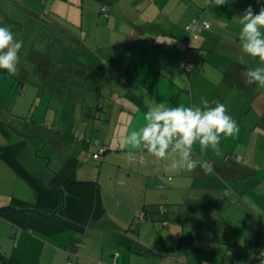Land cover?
Listing matches in <instances>:
<instances>
[{"label": "crops", "instance_id": "0c3cea01", "mask_svg": "<svg viewBox=\"0 0 264 264\" xmlns=\"http://www.w3.org/2000/svg\"><path fill=\"white\" fill-rule=\"evenodd\" d=\"M64 1H70L72 6L81 2L82 8L87 2ZM100 5V13L93 24L89 23L90 27L83 18L75 22L80 35L71 26L68 28L74 46L88 45L76 64L66 57L55 58L54 54L60 53L56 49L73 48L72 42L61 36L59 31L65 28L54 11L40 12L48 30H41L45 46L32 58L36 65L32 71L36 77L44 72L42 85L52 76L45 72H50L54 63H64L63 71L80 75L77 83L83 85L84 77L91 88L103 87L99 93L108 88L107 93L114 97L116 105L109 106L105 120L93 126L98 132L89 136L88 142L93 140L95 144L91 146L93 154L98 145L107 148L104 156L110 149L118 152L128 173L141 178L138 190L142 194L116 204L112 198L104 197L102 184L96 180L106 213L109 205H114L115 215L123 213L128 224L145 207L154 212L156 218L151 220L162 221L161 234L166 239L164 249L153 251L166 254L172 261L167 264H264V88L245 82L247 68L260 66L261 62L259 57L245 55L239 41L240 15L249 6L258 12L259 0H223L220 4L216 0H108L107 9ZM25 9L32 12L28 6ZM195 17L209 21L211 27L191 40L186 26ZM85 32L86 46L79 41L85 40ZM185 57L192 64V71L183 66ZM2 71L6 70H0V81ZM54 78L65 81L59 71ZM27 82L35 85L33 80L23 83ZM40 93L45 92L40 89ZM1 95L0 92V98ZM202 98L225 104L239 126L238 133L222 140L219 157L211 148L202 151L199 144L193 146V158L212 161V172L199 166L191 171L171 169V157L159 159L126 144L128 134L147 123L145 113L154 101H162L166 107H202ZM3 112L5 107L0 109V118ZM7 115L15 117L12 110ZM10 138L0 137V147ZM78 138L84 141L86 134H79ZM12 171L0 159V174L7 173L12 178ZM33 196L28 199L36 201ZM6 203H0V207ZM161 203L165 205L159 207ZM64 232L31 233L0 216V235L12 241L11 252L0 253L22 264H74L73 257L83 258L84 241L77 232L75 238Z\"/></svg>", "mask_w": 264, "mask_h": 264}, {"label": "rangeland", "instance_id": "374dc122", "mask_svg": "<svg viewBox=\"0 0 264 264\" xmlns=\"http://www.w3.org/2000/svg\"><path fill=\"white\" fill-rule=\"evenodd\" d=\"M85 1L87 2L82 8L81 2L78 6H72L70 1L65 2L64 0H0V25H4L13 31L16 40L23 41L15 74H8L7 71L1 72L3 77L0 81L2 94L0 109L4 110L5 107L1 119L15 127V130L11 131L9 143L25 140L19 153V159L43 183L49 184L54 171L59 169L68 158L77 156V178L86 177L100 181L105 198H112V202L116 204L117 202L125 203L130 198L142 194L138 190L141 178L135 173H128L129 171L126 170L128 167L116 154L118 152L111 149L102 161L94 159L91 148L94 142L93 140L88 142L92 134L98 132V129H94L93 126L97 125L96 123L100 122L101 119L105 120L108 116L109 106L116 105L114 97L107 93L108 88H105L104 93H99L101 90L103 92V87L98 90L91 88L90 82L84 77L81 79L84 82L83 85L77 83L78 72L63 71L64 63L62 66H59V62L54 63L53 65L56 67L53 66L50 72H45V75H52L46 80V84L41 85L40 83L44 82V79H41L44 72H39L36 77L32 71L35 65L32 58L37 55V52L39 54V50L45 46V44L42 45L43 33L48 30L46 21L40 17V12L54 11L58 21L66 29L59 31L61 36H67V41L72 42L73 48L67 49L61 46L60 49H56L55 52L60 53L54 54L55 58L66 57L68 62L74 64L77 63L78 58L82 59L83 53L86 52L85 49H88L86 32L85 40H79L87 45L84 44L86 48L84 46L79 47V44L74 46L73 44L76 43L68 28L71 26L80 35L79 28L74 27L77 24L75 22L82 21L83 18L87 26L89 23L93 24V20L97 18L101 7L100 3L95 0ZM26 6L32 12L26 10ZM35 11L38 12L39 16L35 15ZM39 22H43L42 25L46 27L41 26ZM15 27L18 29L14 30ZM66 52L67 55L64 56ZM58 71L60 76L65 77V81L54 78ZM26 79L28 81L33 80L35 85L29 82L24 84ZM40 89L45 93L39 94ZM10 110L13 111L15 117L7 115ZM79 134H86V139L84 141L79 139ZM0 137H3L1 133ZM128 154L131 158V153ZM119 164L123 165L119 166ZM10 173H12V178L7 173L0 174V203L7 202L6 204H9L12 196H22L19 198L35 202L28 199L30 195H36L35 189L14 171ZM115 194H117L116 199H114ZM116 210V207L110 204L109 213L104 216L105 220L91 221L85 234H78L79 239L84 241L83 258L78 257L76 259L73 257L74 264H101L102 262L107 264L172 263L166 254L153 251V249L160 250L165 247V234H161V230L164 229L162 221H152L150 218L148 222L147 220L142 222L137 214V219L135 218L134 221L132 220L133 222L129 221L127 224L123 213L115 215ZM110 216L115 217V219ZM117 228L118 231H116ZM104 232L105 234H103ZM64 233H72L73 238L76 237L74 230H68ZM11 242L9 238L0 235V251L11 252ZM119 255L121 256L117 261ZM88 257H92V259ZM80 259H82V263ZM0 264L4 263L0 260Z\"/></svg>", "mask_w": 264, "mask_h": 264}, {"label": "clouds", "instance_id": "9594fccd", "mask_svg": "<svg viewBox=\"0 0 264 264\" xmlns=\"http://www.w3.org/2000/svg\"><path fill=\"white\" fill-rule=\"evenodd\" d=\"M222 2L223 0H216L218 4ZM240 23L242 28L239 41L242 52L247 56L259 57L261 62L260 66L247 68L244 73L245 82L264 88V9L255 12L249 6L240 15ZM22 48L23 41L16 40L13 31L0 25V70L15 74ZM201 105L202 107H166L162 101H154L145 113L147 123L138 131H131L126 144L159 159L171 157V169L191 171L199 166L212 172V161L193 158V146L199 144L202 151L211 148L219 157L222 155V140L238 133L239 126L225 104L218 101L210 103L202 98Z\"/></svg>", "mask_w": 264, "mask_h": 264}, {"label": "trees", "instance_id": "16d2710c", "mask_svg": "<svg viewBox=\"0 0 264 264\" xmlns=\"http://www.w3.org/2000/svg\"><path fill=\"white\" fill-rule=\"evenodd\" d=\"M95 1L103 4L102 6L104 7L108 0ZM195 19L207 21L202 17H195L188 23L186 29ZM207 22L210 23L209 21ZM209 28H201V30L194 33L188 29L187 31L190 34V39L193 40L198 36L199 32ZM185 59L189 58L185 57L184 61ZM13 129L15 130V127L12 124L0 118V133L4 137L9 139ZM24 143L25 140L22 139L2 145L0 147V159L35 189L36 201L32 203L13 197L8 205L0 207V216L17 228L31 233L52 235L74 230L79 235L85 234L91 221L99 220L106 214L101 200L100 184L96 180L77 178L78 161L75 156L68 158L54 172L49 184L43 183L19 159V153ZM163 205L165 204L161 203L159 207ZM153 213L149 208L145 207L143 212L140 213L139 219H155L156 217L152 215ZM161 213H163L162 209ZM0 259L4 264H22L14 258L7 257L1 253Z\"/></svg>", "mask_w": 264, "mask_h": 264}, {"label": "built area", "instance_id": "2783aa9c", "mask_svg": "<svg viewBox=\"0 0 264 264\" xmlns=\"http://www.w3.org/2000/svg\"><path fill=\"white\" fill-rule=\"evenodd\" d=\"M258 12L261 9H264V4L262 2V0H259V5H258ZM103 9H107L106 6L103 7ZM210 27V23H208L207 21H201L198 19H195L189 26H188V30L192 33L201 30V28H209ZM196 37V36H195ZM184 66L187 70H192L193 66L190 63L189 59H185L184 61ZM107 148L104 145H98V149L96 152H94L93 157L94 159L97 160H102L103 156L106 152ZM263 261H264V256H263ZM69 264H72L71 262H69ZM101 264H107V263H101Z\"/></svg>", "mask_w": 264, "mask_h": 264}]
</instances>
